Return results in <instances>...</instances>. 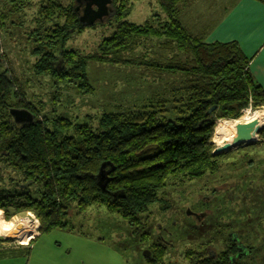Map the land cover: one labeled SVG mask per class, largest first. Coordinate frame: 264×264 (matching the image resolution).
<instances>
[{
	"label": "trees",
	"instance_id": "16d2710c",
	"mask_svg": "<svg viewBox=\"0 0 264 264\" xmlns=\"http://www.w3.org/2000/svg\"><path fill=\"white\" fill-rule=\"evenodd\" d=\"M133 1L139 0H112L105 22L117 19L115 30L94 53L83 55L66 48L87 26L76 0H0V28L7 33L6 38L0 33V210L6 220L32 211L41 236L72 225L73 204L77 215L104 206L134 232L144 230L140 240L148 241V214L168 208L161 205L167 188L221 171L220 155L212 154L216 119H237L251 102L264 105V89L249 71L240 43H207L193 35L180 19L183 0H156L163 15L142 24L126 21ZM28 3L37 7L33 15ZM11 45L29 63L26 70L48 77L54 89L39 94L26 89L23 72L11 64ZM141 47L145 50L137 53ZM93 61L143 68L140 74L155 78L152 95L141 102L137 97L112 102L111 109L86 120L58 113L54 105L63 86L93 93L87 71ZM11 108L28 110L33 120L15 122ZM260 135L264 138V129ZM102 165L107 175L100 180ZM253 200L244 212L255 221L264 216V200ZM244 233L243 240L255 245ZM257 239L252 254L264 264V235ZM151 253L147 264H171L168 249L153 246ZM252 254L247 264H254Z\"/></svg>",
	"mask_w": 264,
	"mask_h": 264
},
{
	"label": "rangeland",
	"instance_id": "374dc122",
	"mask_svg": "<svg viewBox=\"0 0 264 264\" xmlns=\"http://www.w3.org/2000/svg\"><path fill=\"white\" fill-rule=\"evenodd\" d=\"M28 4L30 5L27 8V13L33 15L37 7L31 3ZM229 6L230 4L227 7L229 8ZM158 14L163 15L164 13L156 0H139L133 1L129 14L123 19L142 24L153 15ZM116 23L117 19H112L108 22L98 23L94 27L86 26L81 33L67 42L66 48L77 50L83 55L92 54L101 41L112 34L116 28ZM187 25L193 35L204 41L202 23L192 19L188 21ZM26 29H29V26ZM0 33L2 37H7V33L1 28ZM143 36L146 37L147 35ZM152 38H154L153 42L159 41L156 40V35H152ZM147 45L150 47L151 44ZM142 48H138L137 53L145 50ZM10 49L11 52L10 54L8 52V54L12 59L11 64L20 73L23 72L24 76H21V79L22 81L25 80L24 84H28L26 89L30 93H47L54 89L47 81L48 77L37 78L31 74L30 70H26L30 65L27 62L24 63L22 54L17 47L11 45ZM5 51H8L7 47H5ZM131 70L132 72H130ZM139 70L144 69L138 67L124 68V66H115L105 62H90L87 71L90 83L93 86V93L84 95L77 93L68 86H63V96L61 93L59 96L61 98L54 106H56L58 113L63 116H70L73 119L79 117L80 120H86L89 115L99 114L106 107L111 109L112 102L126 103L136 97L141 102L152 95L155 88L153 83L155 78L152 75H146L144 71L140 74ZM19 71L16 72L19 73ZM134 87H138V90L131 89ZM249 108L253 110L264 109V105L254 106L251 102L249 107L241 111L240 117ZM237 119L217 118L216 126L221 121ZM260 133L254 142L231 148L229 151L222 153L220 158L223 166L218 174L164 190V197L167 202H163L161 205L168 206L166 209L168 211L164 212L152 208L151 215L156 219L161 218V216H172L175 209L184 210L187 207H192L198 210L201 207H198L196 201H200L204 196L210 195L213 190L218 188H220L218 189L220 191H217L216 194L219 197L222 195L237 196L242 202V211H250L247 207L254 201L253 199L255 201L264 200V138ZM213 147H215L214 144ZM226 185L231 186L225 187ZM238 205L240 207V204ZM235 207V203L228 202L225 216H235L233 213H229L236 211ZM71 210L70 220L72 225L67 229L56 228L42 234L32 244V247L35 246L40 251L36 253L35 249L33 254L31 250H29V253L25 251L26 254L24 252L22 258L11 260L9 263L29 264L31 262V264H34L42 261L43 264H147L144 253L150 242H148L149 240H140V234L144 230H140L139 233L134 232V229L126 221L107 210L104 206H92L78 215L75 214L76 204L72 205ZM0 211L4 221L17 222L23 217H29V213L20 212L6 220L4 211ZM256 212H258V207H256ZM193 223L195 221L191 219L189 222L180 223L178 228H185L187 234L189 225ZM152 231L154 232V229ZM176 233L178 238L179 232L177 230ZM256 243L258 244V239ZM19 246H21V243L15 237L0 235V249L4 250V248ZM168 254L169 257H172L170 253Z\"/></svg>",
	"mask_w": 264,
	"mask_h": 264
},
{
	"label": "flooded vegetation",
	"instance_id": "af4514ba",
	"mask_svg": "<svg viewBox=\"0 0 264 264\" xmlns=\"http://www.w3.org/2000/svg\"><path fill=\"white\" fill-rule=\"evenodd\" d=\"M77 7L76 10L81 14L84 5ZM110 14H112V10H110ZM230 186L226 185L225 187ZM218 189L210 195L204 196L200 201H196L198 207H201L198 210L192 207H187L184 210L175 209L172 216H161L156 219L150 213L148 224L151 237L144 256L151 257V248L161 246L168 249V253L172 255L171 264H247L249 255L258 246L257 235H264V216L253 221L254 215L251 212L242 211V202L237 196L222 195L219 197L216 194ZM228 202L235 203L236 211L229 212L235 215L233 217H226L224 214ZM27 213L30 214V211ZM33 215L35 216L34 213ZM35 217L37 218V216ZM191 219L195 223L189 225V231L186 234V229L178 228V226ZM176 230L179 232L178 238ZM244 231L248 236L253 237L255 245H249L243 240ZM33 238L36 237L31 239ZM171 238L173 240H170ZM31 239L27 244L21 243V246L29 245ZM17 241L19 242L18 239ZM186 251H190V253L186 254ZM251 257H253L252 263L262 264L256 254L255 256L252 254Z\"/></svg>",
	"mask_w": 264,
	"mask_h": 264
},
{
	"label": "crops",
	"instance_id": "0c3cea01",
	"mask_svg": "<svg viewBox=\"0 0 264 264\" xmlns=\"http://www.w3.org/2000/svg\"><path fill=\"white\" fill-rule=\"evenodd\" d=\"M179 13L186 27L192 19L202 23L204 41L207 43H240L242 51L249 58V71L264 89V0H183ZM28 248L32 254L35 252L36 247L32 245L4 248L3 251L11 253H0V264H14L9 262L22 258L23 251ZM38 251L40 249H36V253ZM34 264L43 263L38 261Z\"/></svg>",
	"mask_w": 264,
	"mask_h": 264
},
{
	"label": "water",
	"instance_id": "95a60500",
	"mask_svg": "<svg viewBox=\"0 0 264 264\" xmlns=\"http://www.w3.org/2000/svg\"><path fill=\"white\" fill-rule=\"evenodd\" d=\"M76 3L77 6L84 5L83 11L80 14V21L83 25L92 26L95 23L105 21V19L110 16V5L112 0H76ZM214 108L215 107L211 108L209 112ZM9 112L17 123L30 122L33 120V116L28 110L11 108ZM261 122L260 118H256L250 122L238 123L237 129L240 131V143L235 144V146L238 147L254 142L263 129ZM231 148H233L231 143L226 142L223 145L214 147L212 154L214 156L221 155ZM104 166L105 165L101 166L98 173V178L100 180H103L107 175Z\"/></svg>",
	"mask_w": 264,
	"mask_h": 264
},
{
	"label": "bare ground",
	"instance_id": "6f19581e",
	"mask_svg": "<svg viewBox=\"0 0 264 264\" xmlns=\"http://www.w3.org/2000/svg\"><path fill=\"white\" fill-rule=\"evenodd\" d=\"M256 118L261 119V126H264V109H246L245 113L237 120L221 121L215 129L213 136L214 146L231 143L232 147L240 143V131L237 129L238 123L250 122ZM234 145V146H233ZM38 224L31 217H23L19 221H4L0 211V235L17 238L20 243L27 244L32 237L36 236Z\"/></svg>",
	"mask_w": 264,
	"mask_h": 264
},
{
	"label": "built area",
	"instance_id": "2783aa9c",
	"mask_svg": "<svg viewBox=\"0 0 264 264\" xmlns=\"http://www.w3.org/2000/svg\"><path fill=\"white\" fill-rule=\"evenodd\" d=\"M29 217H31V218H33V219H35L36 220V222H37V224H38V226H37V228H36V230H37V233H36V235H39L40 234V232H39V226H40V222H39V220L32 214V213H30L29 214ZM21 241H19V243H20Z\"/></svg>",
	"mask_w": 264,
	"mask_h": 264
},
{
	"label": "clouds",
	"instance_id": "9594fccd",
	"mask_svg": "<svg viewBox=\"0 0 264 264\" xmlns=\"http://www.w3.org/2000/svg\"><path fill=\"white\" fill-rule=\"evenodd\" d=\"M40 232V231H39ZM37 236H40V234L39 235H36L35 237H37Z\"/></svg>",
	"mask_w": 264,
	"mask_h": 264
}]
</instances>
